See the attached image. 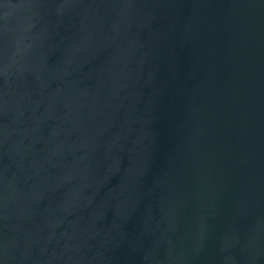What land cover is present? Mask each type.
I'll use <instances>...</instances> for the list:
<instances>
[{"label": "water", "instance_id": "water-1", "mask_svg": "<svg viewBox=\"0 0 264 264\" xmlns=\"http://www.w3.org/2000/svg\"><path fill=\"white\" fill-rule=\"evenodd\" d=\"M0 264H264V0H0Z\"/></svg>", "mask_w": 264, "mask_h": 264}]
</instances>
